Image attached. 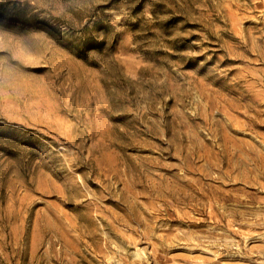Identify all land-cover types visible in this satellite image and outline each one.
Here are the masks:
<instances>
[{"label":"rangeland","instance_id":"obj_1","mask_svg":"<svg viewBox=\"0 0 264 264\" xmlns=\"http://www.w3.org/2000/svg\"><path fill=\"white\" fill-rule=\"evenodd\" d=\"M0 264H264V0H0Z\"/></svg>","mask_w":264,"mask_h":264},{"label":"bare ground","instance_id":"obj_2","mask_svg":"<svg viewBox=\"0 0 264 264\" xmlns=\"http://www.w3.org/2000/svg\"><path fill=\"white\" fill-rule=\"evenodd\" d=\"M224 199V198H223ZM238 212V211H237ZM235 213V212H234ZM240 213V212H239ZM219 214V213H218ZM218 216V215H217ZM219 217V216H218ZM225 217V216H224ZM225 220V219H224ZM221 222V221H220Z\"/></svg>","mask_w":264,"mask_h":264}]
</instances>
